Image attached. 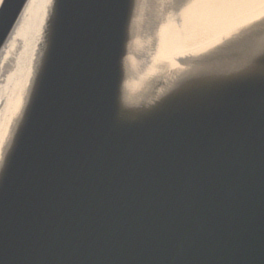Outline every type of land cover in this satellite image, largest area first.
<instances>
[{
    "label": "water",
    "instance_id": "water-1",
    "mask_svg": "<svg viewBox=\"0 0 264 264\" xmlns=\"http://www.w3.org/2000/svg\"><path fill=\"white\" fill-rule=\"evenodd\" d=\"M170 1H49L0 149V264H264V19L139 84Z\"/></svg>",
    "mask_w": 264,
    "mask_h": 264
},
{
    "label": "bare ground",
    "instance_id": "bare-ground-1",
    "mask_svg": "<svg viewBox=\"0 0 264 264\" xmlns=\"http://www.w3.org/2000/svg\"><path fill=\"white\" fill-rule=\"evenodd\" d=\"M49 1L27 2L0 56V149L27 81ZM168 3H172L170 11L160 18L148 55L149 64L140 72L139 84L146 80L156 83L182 62L264 19V0H172Z\"/></svg>",
    "mask_w": 264,
    "mask_h": 264
},
{
    "label": "snow or ice",
    "instance_id": "snow-or-ice-1",
    "mask_svg": "<svg viewBox=\"0 0 264 264\" xmlns=\"http://www.w3.org/2000/svg\"><path fill=\"white\" fill-rule=\"evenodd\" d=\"M7 3V0H0V10H2V6Z\"/></svg>",
    "mask_w": 264,
    "mask_h": 264
}]
</instances>
